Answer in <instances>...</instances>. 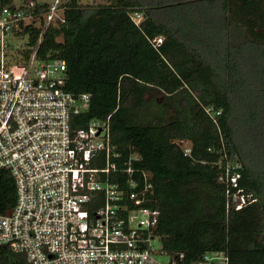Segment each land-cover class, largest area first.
Returning <instances> with one entry per match:
<instances>
[{
    "label": "trees",
    "instance_id": "obj_1",
    "mask_svg": "<svg viewBox=\"0 0 264 264\" xmlns=\"http://www.w3.org/2000/svg\"><path fill=\"white\" fill-rule=\"evenodd\" d=\"M49 7L37 3L22 24L30 39L22 52L38 45V57L64 58V87L91 93L78 124L111 115L112 143L152 173L146 205L160 211L155 233L169 264H200L207 252L264 264V0H68L44 28ZM207 107L221 111L218 122ZM227 163L236 184L220 180ZM238 192L247 198L240 208L231 202ZM16 199L13 175L0 168V214ZM0 264L26 257L0 245Z\"/></svg>",
    "mask_w": 264,
    "mask_h": 264
},
{
    "label": "built area",
    "instance_id": "obj_2",
    "mask_svg": "<svg viewBox=\"0 0 264 264\" xmlns=\"http://www.w3.org/2000/svg\"><path fill=\"white\" fill-rule=\"evenodd\" d=\"M36 5H0V168L11 172L17 190L11 212L0 214V245L24 254L26 264H166L158 257L161 242H154L160 211L146 205L152 173L132 165L138 154L124 158L112 143L111 115L78 124L91 93L64 87V58H40L38 45L24 56L28 47L10 43L33 21ZM49 8L44 28L63 16L51 19ZM131 17L139 23L143 15ZM206 109L218 122L221 111ZM178 145L191 153L184 139ZM231 168L227 163L220 180L236 184ZM246 200L240 192L231 196L236 208ZM226 262L222 253L207 252L200 264Z\"/></svg>",
    "mask_w": 264,
    "mask_h": 264
},
{
    "label": "rangeland",
    "instance_id": "obj_3",
    "mask_svg": "<svg viewBox=\"0 0 264 264\" xmlns=\"http://www.w3.org/2000/svg\"><path fill=\"white\" fill-rule=\"evenodd\" d=\"M28 0H13V3L16 5H20L22 3L27 2ZM68 0H36L37 3L42 4V3H48L51 8H53V17L51 19H55L59 14H62L63 10L60 8V3L65 2ZM108 0H79V2L82 5H88V4H99V3H105ZM47 19H50V16L47 17ZM10 43L14 46V48H27L29 46V35L28 34H23V35H17V36H10L9 37ZM21 50V49H20ZM154 242L156 245L159 246V239H155ZM159 259L166 263L169 264L171 260V256L166 254V253H158Z\"/></svg>",
    "mask_w": 264,
    "mask_h": 264
}]
</instances>
